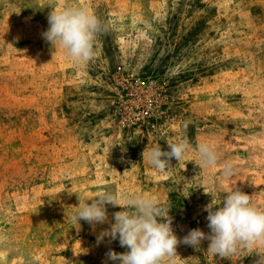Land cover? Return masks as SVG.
I'll use <instances>...</instances> for the list:
<instances>
[{
  "label": "rangeland",
  "instance_id": "1",
  "mask_svg": "<svg viewBox=\"0 0 264 264\" xmlns=\"http://www.w3.org/2000/svg\"><path fill=\"white\" fill-rule=\"evenodd\" d=\"M66 5L105 25L87 64L43 38ZM183 138L220 163L143 159ZM236 187L264 209V0H0V264H119V240L98 241L110 223L72 221L78 197L154 196L182 240L209 233L211 194ZM208 244L180 243L175 264H264V245L221 258Z\"/></svg>",
  "mask_w": 264,
  "mask_h": 264
},
{
  "label": "clouds",
  "instance_id": "2",
  "mask_svg": "<svg viewBox=\"0 0 264 264\" xmlns=\"http://www.w3.org/2000/svg\"><path fill=\"white\" fill-rule=\"evenodd\" d=\"M51 9L47 17L49 27L42 34L43 38L52 48L63 50L75 64L90 62L95 56L97 37L105 30L103 22L85 7L66 5ZM167 145V151L160 145H154L142 153L143 159L159 172L172 167L173 158L182 161L190 151L198 155L201 168H213L220 163L218 151L207 141L192 145L187 138H183ZM222 171L226 177L233 176V163L225 161ZM211 196V203L204 209L208 213L210 232L192 229L182 240L173 231L170 208H162L154 196L118 195L104 190L93 199L82 201L78 197L79 205L71 219L78 228L81 220L93 227L110 223L98 241L105 236L119 240L120 246L127 251L117 253L109 250L106 254L108 260L119 264H175L178 256L176 249L180 243L198 249L201 242L207 240V251L221 258L236 254L241 248L264 245V209L253 203V195L236 187L224 194L219 204L214 203L215 197ZM108 205L121 208L113 213L114 223L108 219Z\"/></svg>",
  "mask_w": 264,
  "mask_h": 264
}]
</instances>
